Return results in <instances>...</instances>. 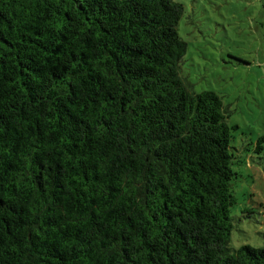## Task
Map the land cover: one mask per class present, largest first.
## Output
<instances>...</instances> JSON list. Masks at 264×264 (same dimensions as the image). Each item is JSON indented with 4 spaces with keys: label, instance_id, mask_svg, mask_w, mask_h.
Wrapping results in <instances>:
<instances>
[{
    "label": "trees",
    "instance_id": "16d2710c",
    "mask_svg": "<svg viewBox=\"0 0 264 264\" xmlns=\"http://www.w3.org/2000/svg\"><path fill=\"white\" fill-rule=\"evenodd\" d=\"M181 13L0 0V264H264L230 247L235 126L181 76Z\"/></svg>",
    "mask_w": 264,
    "mask_h": 264
},
{
    "label": "rangeland",
    "instance_id": "374dc122",
    "mask_svg": "<svg viewBox=\"0 0 264 264\" xmlns=\"http://www.w3.org/2000/svg\"><path fill=\"white\" fill-rule=\"evenodd\" d=\"M175 2L187 44L181 76L195 92L217 93L235 126L230 247H264V0Z\"/></svg>",
    "mask_w": 264,
    "mask_h": 264
}]
</instances>
